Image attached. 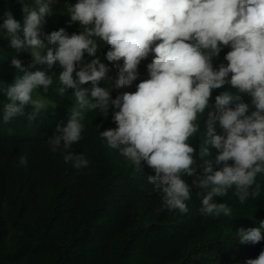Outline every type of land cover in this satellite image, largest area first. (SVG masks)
<instances>
[{
    "label": "clouds",
    "instance_id": "9594fccd",
    "mask_svg": "<svg viewBox=\"0 0 264 264\" xmlns=\"http://www.w3.org/2000/svg\"><path fill=\"white\" fill-rule=\"evenodd\" d=\"M16 2L22 19L5 9L0 38L15 53H28L31 62L23 66L14 57L12 83L0 81L3 123L17 116L29 125L35 122L49 108L44 94L55 81L59 96L71 89L73 99L66 126L57 125L46 143L53 153L63 150L65 163L74 168L89 166L82 152L70 151L83 138L81 121L92 111L107 116L111 107L116 127L99 131L100 137L137 170L151 169L147 182L168 210L187 213L191 189L198 186L206 192L199 208L203 216L230 217V207L214 197L233 189L243 204L264 191V182L257 181L264 175V0ZM61 3L69 23H79V32L60 28L44 34L46 18ZM102 44L107 51L97 56ZM224 48L229 49L223 56L227 63L214 64ZM149 54L148 78L134 92L113 98L109 83L105 86L110 75L118 76L115 88L131 87ZM54 65L62 69L59 74ZM215 89L223 91L213 97ZM245 96L247 102L233 105ZM202 125L197 151L189 140ZM27 163L20 155L18 166ZM183 176L195 179L189 184ZM236 233L241 244L259 243L264 220ZM243 264H264V250Z\"/></svg>",
    "mask_w": 264,
    "mask_h": 264
},
{
    "label": "trees",
    "instance_id": "16d2710c",
    "mask_svg": "<svg viewBox=\"0 0 264 264\" xmlns=\"http://www.w3.org/2000/svg\"><path fill=\"white\" fill-rule=\"evenodd\" d=\"M53 7L44 34L60 28L69 34L79 32L78 22L69 23L63 3ZM7 8L15 19H22L16 0H0V15ZM107 48L102 44L97 56H103ZM227 51L224 48L214 64H226ZM14 57L23 66L31 62L28 53H15L0 38V66L16 72L11 66ZM151 59L149 54L141 62L139 78L131 87L115 88L118 76L113 72L105 82L112 88V97L134 92L136 84L148 78L146 65ZM52 71L59 74L62 69L54 65ZM56 89L54 81L44 94L56 106L31 125L23 116L7 124L0 118V264H243L264 250V240L241 244L236 233L264 220V191L243 204L233 189L214 197L230 207V217L203 216L199 208L206 192L198 186L191 189L187 213L168 210L147 182L151 169L137 170L100 137L99 131L116 127L111 107L107 116L88 112L81 121L83 138L70 148L75 154L82 152L89 166L78 170L71 162L65 163L63 150L53 153L46 143L57 125L66 126L70 116L72 90L60 97ZM221 91L213 90V97ZM248 100L245 96L233 105ZM3 102L0 93V108ZM201 127L189 140L197 151L203 139ZM209 147L216 155L217 150ZM20 155L27 156V166H18ZM182 178L189 184L195 179ZM257 181L264 182V175H258Z\"/></svg>",
    "mask_w": 264,
    "mask_h": 264
},
{
    "label": "rangeland",
    "instance_id": "374dc122",
    "mask_svg": "<svg viewBox=\"0 0 264 264\" xmlns=\"http://www.w3.org/2000/svg\"><path fill=\"white\" fill-rule=\"evenodd\" d=\"M15 71L11 68H5L0 66V81H2L4 84H11L14 76ZM53 108V104L49 102V108L46 111H49Z\"/></svg>",
    "mask_w": 264,
    "mask_h": 264
}]
</instances>
